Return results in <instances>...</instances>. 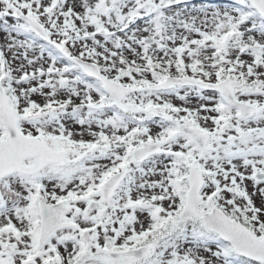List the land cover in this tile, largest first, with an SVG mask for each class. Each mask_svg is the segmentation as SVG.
Masks as SVG:
<instances>
[{
    "label": "snow or ice",
    "instance_id": "snow-or-ice-1",
    "mask_svg": "<svg viewBox=\"0 0 264 264\" xmlns=\"http://www.w3.org/2000/svg\"><path fill=\"white\" fill-rule=\"evenodd\" d=\"M0 264H264V0H0Z\"/></svg>",
    "mask_w": 264,
    "mask_h": 264
}]
</instances>
